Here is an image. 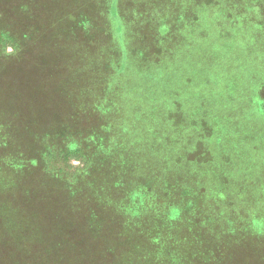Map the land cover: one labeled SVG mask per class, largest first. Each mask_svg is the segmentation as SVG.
Masks as SVG:
<instances>
[{
	"label": "trees",
	"instance_id": "trees-1",
	"mask_svg": "<svg viewBox=\"0 0 264 264\" xmlns=\"http://www.w3.org/2000/svg\"><path fill=\"white\" fill-rule=\"evenodd\" d=\"M76 1L77 9L65 4L64 0H43L41 2L43 8L37 10L36 8H31L26 0H0L1 61L13 54L17 49H21L23 42L24 45L27 44L35 50H39V54H41L40 50L43 53L39 58L42 71L36 79L33 88L25 90L20 88L18 83L13 82L9 84L2 83V89H0L2 90L0 91V241L3 243L1 245L2 249L0 248V264H23V260L26 259L23 255L24 249L28 251L26 257L33 256L32 251L28 247L23 248L25 246L21 245L20 242L24 241L23 228L28 223L26 222L28 219L27 215L36 214L35 210L29 209L27 206L26 208L24 207L26 204H23L29 198L28 193L33 192L29 187H26L28 186L26 179L34 173L35 169L42 172L44 183H41V185H44V187L41 190L45 193H55L57 185L63 186L65 190L72 189L75 195L76 193L87 191L88 186L91 187L93 181L92 178L88 177L90 172L84 174L76 167L66 179L64 174L52 164V159H56V157H72V160H77L80 157L78 147L70 146V148H67L59 145L63 143L61 138L74 137L73 132L75 130L71 124L79 120L77 111L98 112L97 117L94 118L95 116H93L92 119L100 121L109 128L113 127L112 124L110 126L112 121H119L121 122L119 127L123 128V131H129V133H132L131 131L135 127L141 126L140 128H144V122L149 121L148 132H146L145 136H150V138H144L141 134L139 136L147 145L150 141L154 143V139L159 144L165 145L166 148L168 147L165 150V157L161 159L162 161L167 163L169 159L171 160L174 157L172 154L183 153V163H186L183 168H185V174H187L188 179L185 187L181 182V188L183 189L181 193L185 194L183 201L186 200L188 203L185 206L183 205L182 213L178 210L172 211V214L180 217L185 216L189 223L188 227L199 238L197 240L199 246H204V248L209 246L211 248L210 255L201 253L197 257L198 264H264V181L262 179L264 169L259 166L261 160L255 161L253 158L254 153L264 152V143L262 144L264 140L252 142L249 144L251 147L249 150L244 143V138H247L251 131L254 137L264 139V133H262L264 129V103H260L261 97H257L255 92L254 97L250 98V86L243 85L248 94V104H250V100L256 104V107L257 102L260 103V107L254 109V111H258L261 114V119L255 117L252 119L251 112L246 113L244 109L238 110L237 105L241 108V99L239 97L244 98V101L246 100L243 92L238 94L232 91L230 93L231 95H237V105L233 110V114L220 117L221 123L218 124L220 130L219 138L213 141L212 136H218V134H212L209 138L210 140L205 142V147L202 150L200 149L198 160L194 161L197 162V168L193 166L194 170H191L192 175H190L189 170L194 162H191L188 156H185L188 153L185 152V147L180 145L185 142L186 136L189 137V133L185 134V130H195L197 137H203L204 134L202 132L209 129L206 121L211 119V117H216V114L207 113V96L204 95L201 98L197 94L196 98L191 99L192 114H190L188 109H185L184 113L181 106L174 110L167 109L165 111L167 115L163 117L165 120L163 124L167 131H158L153 123L158 122L156 120L159 119L157 110V106L161 108L159 103L152 102V100L150 102V99L145 100L139 92H134L133 82H126L125 79L126 74L131 72L135 76L140 74L139 77L143 80L145 78L146 81L142 83H151L154 70L158 69L161 71L165 66L166 61L162 57L170 55L172 50L176 52L175 54L180 51L178 50V44L176 47L174 44L158 43V40H164L169 35H172L175 39L185 40L181 49L185 46L186 57H190L189 55L198 57L203 55L204 57L210 56L217 59L227 58L228 55L235 53L230 40L233 35L237 36L239 31H242L243 34L241 35L245 37L246 44L251 46L243 50L244 52L247 53L248 49L252 51L262 47L264 45L262 42L264 41L263 33L258 37L254 33H249L251 30L247 29L249 32H246L239 25L245 26L247 12L256 11L263 13L264 0H185V5L177 1H171L185 8V16L181 15L178 18L181 21L177 20L178 22L176 23V18H172V21L170 20L168 24L169 18H164L166 21L164 19L158 20V16L154 17L150 14L147 20H155L156 23L160 22V31L157 30L153 35L147 31L142 36L140 35L143 23L140 21H133L132 25H130L133 31L129 27L130 30L127 33V26L122 18L123 7L126 6V2L122 0ZM198 2L203 3L204 6L211 3L216 6L217 11L213 14L212 21L217 24V27L221 26L224 29V32H221L225 35L223 42L221 41L220 45L212 46V50H210L213 51L212 53L202 50L204 47L198 49L197 45L191 44L193 36L197 35L199 37L202 33H206L202 29H197V26H201L204 21L201 18L198 20L199 16L192 17L193 15H190L192 11H190L189 3ZM131 5L132 9L138 10L136 6ZM84 7L95 10L96 16L94 20L103 11L109 16V24L111 26L108 29L110 36L113 37V40H111V37L110 40L114 42L112 48H107L108 43L106 42L109 36L105 33L104 41L106 44L101 47L103 49L101 54L106 53L105 59L99 62L96 61L82 72L77 73V70H75L71 78L73 87H76L78 91L85 88L83 86L85 83L93 82L95 83V88L103 93L100 101L98 100L97 103H94V106L95 104L98 106L96 108L97 112L87 108L88 102H83V100H81L80 105H85L86 108L72 107V105L75 106L77 103L75 102V97L72 99L71 95H69L71 90L68 86L70 84V75L69 67L66 64L68 60L71 63L73 56L71 50L73 49H70L65 44L66 38L68 35H76L77 33L87 36L90 25L94 27L93 22L89 20V18L92 19L91 17L86 18V25L79 24L82 18L79 15L85 9ZM26 11H37V19L33 16L26 17ZM138 13L140 14V12ZM136 14L137 12H134V15ZM193 20H195V23H193ZM114 24L116 28L113 32L110 28ZM171 24L172 28L169 27ZM186 26L194 29L185 31ZM246 28L249 27L246 26ZM52 38H54L53 42L50 41ZM101 40H103L102 36L99 37L98 42L100 43ZM128 41L133 42L131 46H128ZM47 43H50V47L45 45ZM8 47L11 48V51L6 52ZM54 47L59 50V55L52 53L51 50ZM87 48L89 51L94 50L93 48L90 50V46ZM236 54L231 55V60L235 58L233 61L238 62V68L240 69L245 61L239 63L240 60ZM153 57H155L154 63L147 66V63H150ZM48 60L52 61L55 68L43 69L45 64L43 65L42 63ZM260 62V60H257V66ZM143 64L146 68H142ZM213 65L215 64L213 63ZM208 66L210 65L207 63L196 71L207 73L209 72ZM220 67L217 70L220 71ZM246 67L247 72L249 70L248 62H246ZM241 69L240 71H245L244 66ZM217 70L214 71V76L219 72ZM237 71V69H234L228 73ZM4 73L3 69L0 68V77L4 78ZM120 78H123V83L119 86L123 91V96L112 98L118 91L116 89H119L117 82H120ZM154 88H156L155 85H153ZM231 90L232 86L228 91ZM9 91L19 92L20 96L29 95L31 103L27 108H32L31 111L29 109L28 116H24L27 112L21 109L24 100L18 95L10 94ZM48 91L53 93L51 98L47 97ZM79 94L81 96L80 92ZM56 96L58 98L60 96V100H56ZM153 96L156 98L155 93H153ZM81 98L83 97L81 96ZM151 98L153 97L151 96ZM67 99H70L69 102ZM165 102L167 104L170 103L168 101ZM177 112H180L181 116ZM168 115L171 116L168 118ZM179 126L181 127L180 132H178ZM228 129L229 132H224V130ZM242 130H245L246 134H243L244 131ZM254 131H257L259 135L255 134ZM227 136L239 138L238 142H235L234 147L231 144H227ZM174 137H176V144H173ZM151 142L150 145L152 144ZM257 143H261L262 147H259V150H253V146ZM158 150L159 147H156L152 152H157ZM240 153L247 154L241 155ZM243 156L249 157L251 160L245 168V173H236L234 169L238 171L241 169V158ZM255 168L258 169L259 173H256V178H253L252 170ZM184 179L185 176H182V181ZM53 187L56 189L53 190ZM195 191L198 193L196 194ZM2 196L4 197L3 200L1 199ZM220 199L223 203L228 200L230 208L233 206L235 208V206L239 205L237 211L231 215L226 214L224 206L219 205ZM87 207L88 210L85 212V217L89 218L90 223L94 220L90 231L94 233L96 226V229H100L102 234L106 232L104 245L109 252L113 248V253L107 255V257L112 259L113 264H152L149 262V257L146 256L147 252L144 249L145 240L140 239V236L136 233L130 232V229H125L124 221L118 212L113 210L118 214L117 218H115V213L109 207H106L102 215H96L93 203L87 204ZM210 208L219 213L210 212ZM198 211L202 212V217L197 214ZM176 212H179V214H176ZM210 221L214 224L213 234H206V229L208 228L206 225L208 226ZM249 221H253L256 224L255 229L250 228ZM160 222V220L154 221L155 225ZM192 237V241L195 242L194 236ZM240 237L242 238L240 239ZM115 251H117L116 258L114 257ZM10 253L13 259L10 258Z\"/></svg>",
	"mask_w": 264,
	"mask_h": 264
},
{
	"label": "rangeland",
	"instance_id": "rangeland-1",
	"mask_svg": "<svg viewBox=\"0 0 264 264\" xmlns=\"http://www.w3.org/2000/svg\"><path fill=\"white\" fill-rule=\"evenodd\" d=\"M122 1L126 2V6L123 7L124 13L122 18L127 26V33L130 28L132 29L130 25H132L131 23H133V21H140L143 23L140 36L147 31L152 35L157 30L160 31V22H158V24L155 20H147V17H149L150 14L154 17L158 16V20L169 18L167 22L169 24L170 20L172 21V18H176V23L181 21V19L178 20V18L181 15L185 16L186 11L182 5H177L175 2H171L177 1L185 5V0ZM131 4L136 6L138 10H134V8L132 9ZM189 5L191 8L190 11H192L190 15H193L192 17L199 16L198 20L201 18V20L204 21H202L203 24L201 26H197V29H202L206 32L199 35V37H197V35H195V37L193 36V38L190 37L191 44L193 43L197 45L198 49L204 47L202 50H207L212 53L213 51H210L212 50V46L214 47V45L221 44L223 42V37L225 36L221 33L222 31L224 32L223 27H217V24L212 21L213 14L217 11V8L213 3L207 4L206 6L199 2L189 3ZM84 8L85 9H83L79 15V17H82L79 24L82 23L86 25V18L91 17L92 19L89 18V20L93 22L94 26H88L89 30L86 37L92 39L97 36H102L103 40H101L100 43L92 41L88 46H90V50L91 48L94 50L86 51L85 54H83L82 51L76 53L74 50H71V52H73L71 64L73 65V68L77 70V73L84 71L88 66H92L96 61L99 62L105 59L106 53L104 52L101 54L103 50L101 47L108 43L107 48H112L114 43L111 41L113 40V37L110 36L108 29L109 26H111V24H109V16L103 11L102 13L100 12L98 18L94 20L96 16L95 10L88 7ZM134 12H137V14L134 15ZM138 12H140V14ZM25 16H33L37 19L38 13L37 11H26ZM195 20H193V23H195ZM244 25L245 26H242L241 24L239 27H243L246 32L251 30L249 33H254L255 36L260 37L262 33L264 34V12H247V18ZM246 26L249 28H246ZM169 27L172 28V24ZM115 28L116 25L114 24L110 29L114 32ZM193 29L194 28H191L190 26L185 27V31H191ZM105 33L109 36L106 43L104 41ZM112 34L114 35V33ZM241 34H243L242 31H239L237 36L233 35V38H231L230 41L233 45V49H235V53L232 54L238 52L236 55L240 60L239 63L245 61L242 64V67H245V71H240L242 70V67L240 69L238 68V62L233 61L235 58L231 60L232 54L223 59H217L210 56L204 57L201 54L200 57L191 55H189L190 57H186L185 46L181 49L185 40L175 39L172 35H169L168 38L166 37L164 40H158V43L169 45L174 44L176 47L178 44V50L180 51L175 54L176 52L172 50L170 51V55L162 57L166 61L165 66L161 71L158 69L154 70L153 77H151V83H142L146 80L145 78L143 80L139 77L140 74H137L138 76L131 74V72L126 74V82H133L135 87L134 92H139L145 100L150 99V102L152 100V102L159 103L161 107L159 108L157 106L159 119L156 120L158 122L153 123L158 131L166 130V127L163 124L165 122L163 117L167 115L165 112L167 109L174 110L181 106L184 113L185 109H188L190 114H192L191 99L196 98L197 94L201 98L204 95L207 96V113L216 114V117H211V119L206 121L209 129L202 132L204 136L200 138L195 135L196 131L190 130L187 125L189 130H185V134L189 133V137L186 136L187 139H185V142L180 145L185 147V152L188 153L185 156H188L191 162L198 160L200 149L202 150L205 147V142L210 140L209 138L212 134H218V136H212L213 141L219 138L220 130L218 124L221 123L220 117L233 114V110L237 105V95H231L230 93L232 91H235V93L238 94L243 92L246 98L244 101V98L239 97V99H241V108L237 105L239 108L238 110L244 109L246 113L251 112L252 119L254 117L261 119V114L258 113V111H254V109H258L257 107H260L261 102L264 103V45L258 47L256 50L251 51L248 49L247 54L243 50H246L251 46H249L250 44H246L245 37ZM78 41L80 42V39ZM262 42L264 43V41ZM132 43L133 42L128 41V46H131ZM22 44H24V42ZM8 51H11L10 47L6 49V52ZM40 52L43 55L41 50ZM30 59L37 62L36 58ZM7 60H10V57L5 58L3 61L6 62ZM257 60L261 61L258 66L256 64ZM154 61L155 57L152 58L150 63H147V66L153 64ZM0 62L2 63L1 59ZM246 62H248L250 70L247 72ZM17 63L20 64L21 62L15 61V64ZM207 63L211 66H208L209 72L202 73V71H196L199 67L205 66ZM213 63L215 65H213ZM42 64H45L43 67L45 70L55 68L52 61L49 60L47 62L44 61ZM219 66H221L220 71L217 70ZM142 68H146L144 67V64ZM234 69H237L238 71L228 73L230 70ZM216 70L219 72L214 76V71ZM16 76L17 74H14V77ZM122 80L123 78H120V82H117L118 88L123 83ZM139 84L140 86H138ZM153 85H155L156 88L153 89ZM243 85L250 86V98L254 97L255 92L257 97H261L260 103L257 102V107L251 100L249 102L250 104H248V94ZM83 86H85V88L80 89L79 91L76 87L71 88L69 95H71L72 99L75 97V102L77 103V105H72V107H79L80 109L87 107L94 112H97L96 108L98 106L96 104L94 106V103H97L98 100L100 101L103 93L95 88V83L93 82L85 83ZM231 86L232 90L228 91ZM116 90L118 91L112 96V98H120L123 96L122 89L119 88ZM9 92L12 95H18L24 100L21 109L22 111L27 112L24 116H28L29 109L31 111L32 107L27 108L28 105H26L25 96H20L21 94L19 92ZM79 92L83 98H81ZM153 93L156 94V98L153 96ZM52 95V91H48L47 97L51 98ZM57 96L55 99L60 100V96L59 98ZM151 96L153 98H151ZM67 100L69 102L70 99ZM81 100H83V102H88V105L86 107L85 105H80ZM165 101L170 103L167 104ZM41 108L40 105V109ZM77 112L79 113L77 114L79 120H76L74 121V124H71L74 126L75 130L73 132L74 137L61 138L63 143H60L59 145H63V147L67 148H70V146L78 147L80 157H78L77 160H72V157L68 158L64 156L63 158L60 156L56 157V159H52V164L64 174L66 179L70 173H73V169L78 167L84 174L90 172L88 177L90 179L92 178L93 182L91 183V187L88 186L87 191L76 193V195L75 193L73 194L72 189L65 190L63 186L59 185H57L55 193L49 194V192L45 193L41 190L44 187L41 183H44V181L40 170L35 169L34 173L31 176H28L26 179V181H28V186L26 187H29L33 192L28 193L29 198L26 199L23 204H26L24 207L27 206L29 209L35 210L36 214L27 215L28 219L26 222L28 223L23 228L24 241L20 242V244L25 246L23 248L28 247V249L32 251L33 256L31 255L32 258L31 256L26 257L28 251L24 249L23 255L26 259L23 260L22 263L113 264L112 259L107 257L108 254L113 253V248L109 252L104 245L106 232L102 234L100 229H96V226L94 233H91L90 231L91 224L94 223V220L90 223L89 218L85 217V212L88 210L87 204L89 203L94 204L93 209L95 210L96 215H102L103 210L106 207H109L112 212H114L113 210L118 212L124 221L125 229H130V232L136 233L140 236V239L145 240L146 243L144 244V249L147 252L146 256L149 257V262L152 264H198L197 257L201 255V253L203 255L204 253L205 255H210L211 248L209 246L205 248L204 246H199L197 243L199 238L196 234L194 235L188 227L189 223L185 216L180 217L179 215L172 214V211H181L183 205L185 206V204L188 203L186 200L183 201V199H185V194L183 195V193H181L183 190L181 188V182L185 187L186 180L188 179L187 174H185V168H183L186 164L185 162L183 163V153L172 154L174 157H172L171 160L169 159L167 163L162 161L161 159L165 157V150H167L168 147L166 148L165 145L159 144L158 141L154 139V143L150 141L152 144L150 145V142H148L147 145L139 136V134H141L144 138H150V136H145L146 132H148L147 127L149 126V121L144 122V128H140L141 126L135 127V129H132V133H129V131H123V128L119 127L121 124L119 121H112L110 126L112 124L113 127L109 128L107 125L94 119L97 117L98 112ZM172 113L176 114L174 112ZM177 113L181 116L180 112ZM93 116L95 117L92 119ZM170 116L171 115H168V118ZM260 122H262V120H260ZM178 129V132H180L181 127L179 126ZM226 131L229 132V129L224 130V132ZM242 131H244L243 134H246L245 130ZM254 133L258 134L257 131H254ZM262 133H264V129ZM228 136L226 137L228 141L227 144H231L234 147L235 142H238L239 138L236 139ZM258 140L263 141L264 139L261 137L259 139L254 137L253 132L251 131L250 135H248L247 138H244V143L249 150L251 149L249 144ZM263 143L264 141L262 144ZM173 144H176V137H174ZM260 144L261 143L255 144L252 149L259 150L258 148L262 147ZM168 145L170 146V144ZM156 147H159V150L157 152H152ZM244 148L246 147L244 146ZM240 154L246 155L247 153ZM253 158L255 161L261 160L259 166L264 169V152L254 153ZM241 160V169L239 171L234 169V172L236 173H245V168L251 159L243 156ZM193 166L197 168V162H194L191 166L189 170L190 175H192L191 170H194ZM252 173V177L256 178V173H259L258 169L255 168L252 170ZM182 176H185L183 181ZM262 177L264 181V176L262 175ZM52 189L55 190L56 188L53 187ZM196 191L195 193L197 194L198 192ZM1 199L3 200L4 197L2 196ZM228 203V200L224 203L221 199L219 200V205L224 206L226 214L231 215L237 211L239 205L235 206V208L234 206L230 208ZM209 211L212 213H219L211 208ZM182 212L183 211H181V213ZM176 214H179V212H176ZM197 214L202 217L201 211H198ZM117 216L118 214L115 213V218H117ZM155 220H160L161 222L158 225H155ZM239 222L241 221L239 220ZM249 226L251 229L256 228V224L253 221H249ZM206 227H208L206 229V234H213V222L210 221ZM192 236H194L195 242L192 241ZM241 238L242 237H240V239ZM239 242L242 243L241 241ZM1 245H3V243L0 241V248L2 249ZM114 253V257L116 258L117 251ZM10 258L13 259L11 253Z\"/></svg>",
	"mask_w": 264,
	"mask_h": 264
},
{
	"label": "crops",
	"instance_id": "crops-1",
	"mask_svg": "<svg viewBox=\"0 0 264 264\" xmlns=\"http://www.w3.org/2000/svg\"><path fill=\"white\" fill-rule=\"evenodd\" d=\"M26 1L28 2V5L31 8H36L37 10H41L43 8V5L41 3L43 0H26ZM64 1L65 4L67 5L69 4V6H71L72 8L77 9L76 0H64ZM83 35L84 34L81 35V33H77L76 35H68L69 38L68 37L66 38L65 44L68 45L70 49H73L76 53L82 51L83 54H85L86 51H89L87 48L88 45H90L92 41L98 42L99 37L97 36L96 38L91 39ZM79 39L80 42L78 41ZM50 41L53 42L54 38L50 39ZM45 45L50 47V43H47ZM38 51L39 50H35L32 46L23 44L21 49H17L13 54L7 56L10 57V60H7L6 62L2 61V63L0 62L1 64L0 68L3 69V71L5 72L4 73L5 77L4 78L0 77V89H2V83L9 84L13 82L18 83L19 87L25 90H30L31 88H33L36 79L39 77V74L42 71V67L39 62V58L41 57V54H39ZM51 51L52 53H54V55H59V50L56 47H54L53 50ZM30 58H36L37 62L31 60ZM15 61L21 63L15 64ZM66 65H68L69 67L68 71L70 75V84L68 86L71 89L73 88V81L71 80V78L73 73L75 72V69L73 68V65L70 63L69 60ZM14 74H17V76L14 77ZM25 99H26V105H29L31 103L29 95L26 94Z\"/></svg>",
	"mask_w": 264,
	"mask_h": 264
}]
</instances>
